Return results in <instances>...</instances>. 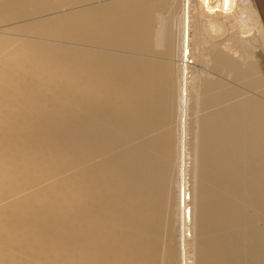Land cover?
Masks as SVG:
<instances>
[{"label":"bare ground","instance_id":"6f19581e","mask_svg":"<svg viewBox=\"0 0 264 264\" xmlns=\"http://www.w3.org/2000/svg\"><path fill=\"white\" fill-rule=\"evenodd\" d=\"M0 264H264L254 0H0Z\"/></svg>","mask_w":264,"mask_h":264},{"label":"water","instance_id":"95a60500","mask_svg":"<svg viewBox=\"0 0 264 264\" xmlns=\"http://www.w3.org/2000/svg\"><path fill=\"white\" fill-rule=\"evenodd\" d=\"M257 6L258 13L261 17L262 23L264 25V0H254Z\"/></svg>","mask_w":264,"mask_h":264},{"label":"rangeland","instance_id":"374dc122","mask_svg":"<svg viewBox=\"0 0 264 264\" xmlns=\"http://www.w3.org/2000/svg\"><path fill=\"white\" fill-rule=\"evenodd\" d=\"M222 31V30H221ZM217 34H221V32L219 33V32H217Z\"/></svg>","mask_w":264,"mask_h":264}]
</instances>
